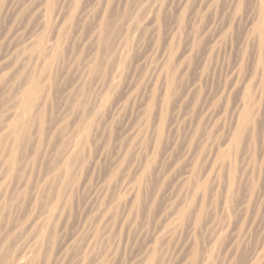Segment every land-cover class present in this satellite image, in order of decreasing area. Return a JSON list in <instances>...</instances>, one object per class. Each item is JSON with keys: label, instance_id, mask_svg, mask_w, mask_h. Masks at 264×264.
<instances>
[{"label": "rangeland", "instance_id": "obj_1", "mask_svg": "<svg viewBox=\"0 0 264 264\" xmlns=\"http://www.w3.org/2000/svg\"><path fill=\"white\" fill-rule=\"evenodd\" d=\"M260 11L264 18V0H0V263L140 264L157 237L158 264H189L194 249L202 257L215 241L217 264H228L236 237L251 252L264 237ZM41 38L57 48L34 52ZM253 74L258 135L250 144L244 136L232 160L242 185L231 212L223 205L229 164L216 167V151L230 147ZM16 123L27 127L20 144L9 129ZM78 134L81 159L67 174L64 150ZM56 174L66 178L58 204L49 191ZM190 199L204 205L197 227L193 211L184 223L170 216ZM163 226L172 233L156 234Z\"/></svg>", "mask_w": 264, "mask_h": 264}, {"label": "bare ground", "instance_id": "obj_2", "mask_svg": "<svg viewBox=\"0 0 264 264\" xmlns=\"http://www.w3.org/2000/svg\"><path fill=\"white\" fill-rule=\"evenodd\" d=\"M259 16H257V18H256V22H255V25H254V32L253 33H255V35H256V41H257V56H258V63L260 64L262 61H263V59H262V56H263V53H264V18H263V15H262V12L260 11L259 12ZM101 29H102V31L103 32H106L107 31V27L103 24L102 26H101ZM39 45L38 46H35L34 48H33V51L34 52H36L37 51V49L38 48H40L43 52H50L51 50H53V48L55 47V48H57V44H51V42L50 41H47V42H45L44 41V38H41L40 40H39ZM57 57V55H51L48 59L46 58L45 60H44V66H45V69H46V71H49V70H51V67H52V65H53V63L55 62V58ZM256 61V60H255ZM263 64V63H262ZM261 64V65H262ZM96 66V65H95ZM257 70H259L258 68H257ZM90 71H91V69H90ZM117 73V72H116ZM45 74H47V73H45ZM257 74V73H256ZM256 74H253V75H251L252 76V81H250L245 87H244V90H243V94H242V97H241V109H242V112L239 114V116L237 117V122H236V125H235V128H234V130H233V132H232V135H231V138H230V140H229V143H230V147H229V149L228 150H221V151H219V149H217V151H216V160H215V165L217 164V165H219V167L222 169L225 165H226V163H228L229 164V167H228V175H227V182H226V185H224V186H226L225 188L226 189H224L225 191H224V193H225V195H224V197H223V205H224V207L225 208H227V210H232L231 212H233L234 211V209L236 208L237 210H240V209H238V204H237V202H235V201H237V199L238 198H236L235 196V193L237 192V190H238V180H237V168H236V164H235V161L237 160L236 159V156H237V154H238V151H239V148H240V145H241V142H242V140L244 139L243 137L244 136H247V139L250 141L249 142V144L250 143H252V142H254V140H256V136L258 135H255V133H256V129H255V124H254V117H255V111L257 110V108L255 107V104H254V99H253V97H252V95H251V93H252V84H254V82H255V80L253 81V79H255L254 77H255V75ZM260 75V74H259ZM250 76V77H251ZM260 77V76H259ZM258 77V78H259ZM247 81V80H246ZM37 83V80H35V79H31L30 80V83H29V85H28V87H27V89H26V93L28 92V93H30L31 91H32V89L34 88V86H35V84ZM262 83V82H261ZM169 84H170V86H172V84H173V81L171 82V81H169ZM169 86V85H168ZM168 91H167V93L165 94V101L167 100H169L170 98H169V94L171 93V88L169 89V87H168V89H167ZM152 105V104H151ZM151 108H152V106H151ZM151 108L149 107V109H148V114H150L151 113ZM88 110V109H87ZM87 113V112H86ZM96 114V113H95ZM87 115V114H86ZM162 116V115H161ZM258 117V116H257ZM153 118V117H152ZM163 120V119H162ZM160 121V120H159ZM256 121H257V119H256ZM151 122H153V121H151ZM89 126H90V122H89V119H88V117H87V119L85 120V122L83 123V128H84V130H87L88 128H89ZM155 126V125H154ZM161 126H159V128H158V130L160 131L159 132V135H161V128H160ZM9 129L10 130H12V133L13 134H16L17 135V137H16V141H17V143L18 144H20V142H21V140H22V138H23V135L25 134V131H27V127H25L24 125H22V124H14L13 126H10L9 127ZM78 129V128H77ZM77 132L80 134V136L83 138V133H80L81 132V130L80 129H78L77 130ZM145 132V131H144ZM79 134L78 135H76L77 136V139H75L74 140V142L72 143V145H70L69 147V149H65L64 150V152H65V154H64V156H65V163H64V171L68 174V173H70L71 172V170H72V168H73V166L75 167L78 163H79V160L81 159V149L79 148V145H78V141L80 140V138H79ZM198 134V133H197ZM229 135V134H228ZM148 137H149V135H148ZM194 137H196V136H194ZM182 138V137H181ZM148 139V138H147ZM155 139V138H154ZM154 141V140H153ZM153 141L152 142H150V143H153ZM195 142H196V140H194ZM245 141V140H244ZM257 142V141H256ZM257 144V143H256ZM220 145V144H219ZM222 145V144H221ZM243 145H245V144H243ZM251 145H253V144H251ZM149 146V145H148ZM192 146V145H191ZM194 146V145H193ZM215 146V145H214ZM150 147V146H149ZM242 147V146H241ZM260 147V146H259ZM152 148V147H151ZM245 148V147H244ZM244 148H242V149H244ZM257 150V149H256ZM165 151V150H164ZM181 151V150H180ZM196 151V150H195ZM173 153V152H172ZM193 153V152H192ZM239 153H241L240 151H239ZM176 154V153H175ZM196 156V155H195ZM256 156H258V155H256ZM189 157V156H188ZM239 157V156H238ZM256 158V157H255ZM202 159V158H201ZM200 159V160H201ZM253 159V158H252ZM232 160H235L234 162L232 161ZM248 160V159H247ZM202 161V160H201ZM228 161V162H227ZM257 161H258V159H257ZM247 162V161H246ZM251 162H252V160H251ZM186 163V162H185ZM191 163V162H190ZM245 163V162H244ZM69 164H72V165H69ZM250 164H252V163H250ZM201 165V164H200ZM216 165V167H218ZM239 165H237V167H238ZM199 167V166H198ZM250 167V166H249ZM212 170V169H211ZM216 169H214V171H215ZM255 170H256V168H255ZM190 171V170H189ZM205 171V170H204ZM203 171V172H204ZM257 171H258V169H257ZM247 172V171H246ZM245 172V174H247ZM249 172V171H248ZM195 173H197V166L196 165H194L193 166V168L191 169V171L189 172V173H187V174H190V176L188 177L189 178V180H188V183L190 184V180H193V179H191V178H193V177H195ZM205 173V172H204ZM239 174V173H238ZM245 174H244V176H245ZM263 174V173H262ZM202 175V174H201ZM213 175H214V173H213ZM239 176V175H238ZM241 176V175H240ZM244 176H243V181H244ZM256 177V176H255ZM212 179V178H211ZM252 179V178H251ZM250 179V180H251ZM255 179V178H254ZM202 180V179H201ZM256 180V179H255ZM51 183H50V187H49V191H50V193H52V195L54 196V198H55V200H56V204H58L63 198H64V196H65V194H66V188H65V184H66V178H64V179H61V178H59L58 177V174H56L55 176H54V178H52L51 180ZM196 181V180H195ZM195 181H194V183H195ZM212 181V180H211ZM246 181V180H245ZM210 183V182H209ZM215 183H217V181L215 182ZM249 183V182H248ZM247 183V184H248ZM240 184V186L242 185L241 183H239ZM216 185V184H215ZM214 185V186H215ZM214 186H212L213 188H214ZM217 186V185H216ZM245 186H247V185H245ZM188 187V186H187ZM193 187H194V189H195V187H196V192L198 193V191L199 190H203V192H204V194L206 193V188H207V185H206V181H203L202 183L201 182H199V181H197L196 182V184H195V186L193 185ZM221 187V186H220ZM252 187V186H251ZM191 188V187H190ZM253 189V188H252ZM255 189V188H254ZM246 190V189H245ZM256 190V189H255ZM240 191V190H239ZM184 192H186V190L184 191ZM191 192V191H190ZM209 192H210V190H209ZM220 192V191H219ZM221 192H222V189H221ZM244 192V191H243ZM201 193V192H200ZM223 193V192H222ZM190 194V193H189ZM210 194H211V192H210ZM219 194V193H218ZM222 195V194H221ZM235 195V196H234ZM244 195V194H243ZM247 195V194H246ZM155 197H156V195H154ZM184 196V195H183ZM218 196H220V195H218ZM217 196V197H218ZM245 196V195H244ZM207 197V196H206ZM213 197V196H212ZM258 197H260V196H258ZM174 198V197H173ZM211 198V197H210ZM221 199H222V196L220 197ZM247 198V197H246ZM133 201H132V203L131 204H133V205H138L139 204V200H140V198H139V195H138V193L136 194L135 193V195H134V197H133ZM207 199V198H206ZM259 199V198H258ZM180 200H182V199H180ZM220 200V199H219ZM205 201V203H206V200H204ZM209 201V200H208ZM214 201V200H213ZM243 201H245V200H243ZM247 201V200H246ZM256 201V200H255ZM159 202V201H158ZM194 201H193V199H190L189 200V202H185V205H183V206H181L180 208L178 207L177 208V206H176V209H173V211L171 212V214H170V216L172 217H174L175 219H174V222H176V223H184L186 220H187V218L188 217H190V214L192 213V211H193V213H194V221H195V226L197 227V226H199L200 225V223H201V219H202V211H203V207H204V205L203 204H201V205H198V207L196 208V209H194L193 207H194V203H193ZM199 202V201H198ZM253 202V201H252ZM149 203V202H148ZM55 204V205H56ZM251 204V203H250ZM253 204V203H252ZM53 206L52 207V209H57V207L56 206ZM102 205V204H101ZM222 205V206H223ZM245 205V204H244ZM256 205V204H255ZM123 206V205H122ZM179 206V205H178ZM214 206V205H213ZM240 206V205H239ZM247 206V205H246ZM144 207H146V205L144 206ZM174 207V206H173ZM206 207H208V206H206ZM221 207V206H220ZM242 208V207H241ZM244 208V207H243ZM256 208V207H255ZM147 209V208H146ZM171 209V208H170ZM205 209V208H204ZM219 209V208H218ZM218 209H217V211H218ZM160 210V209H159ZM162 210V209H161ZM175 210V211H174ZM206 210V209H205ZM225 210V209H224ZM223 210V211H224ZM98 211H100V210H98ZM133 211H135V209L133 210ZM243 211V210H242ZM111 212H113V211H111ZM152 212V211H151ZM163 212V211H162ZM238 212V211H237ZM127 213V212H126ZM161 213V212H160ZM214 213V212H213ZM239 213V212H238ZM241 213H243V212H241ZM167 214V213H166ZM165 214V215H166ZM219 214V213H218ZM217 214V215H218ZM226 214V213H225ZM264 214V213H263ZM114 215V214H113ZM131 215V214H130ZM164 215V214H163ZM168 215V214H167ZM211 215V214H210ZM209 215V216H210ZM141 216V215H140ZM139 216V217H140ZM209 216H208V218H209ZM237 216V215H236ZM130 217V216H129ZM143 217V216H142ZM165 217V216H164ZM225 217V216H224ZM223 216H222V218H224ZM249 217V216H248ZM253 217V216H252ZM134 218V217H133ZM212 218V217H211ZM221 218V219H222ZM247 218V217H246ZM263 218V217H262ZM261 218V219H262ZM130 219V218H129ZM162 219V218H161ZM165 219V218H164ZM170 219V218H169ZM210 219V218H209ZM208 219V220H209ZM234 219V218H233ZM242 219V218H241ZM252 219V218H251ZM257 219V218H256ZM131 220V219H130ZM134 220V219H133ZM168 220V219H167ZM208 220H206V221H208ZM247 220H248V218H247ZM259 220H260V218H259ZM132 221V220H131ZM149 221H150V219H149ZM164 221V220H163ZM233 221V220H232ZM240 221V220H239ZM249 221V220H248ZM140 222V221H139ZM166 222H168V221H166ZM202 222H203V220H202ZM210 222V221H209ZM218 222V221H217ZM216 222V223H217ZM225 222H227V221H225ZM152 223H153V220H152ZM193 223V222H192ZM231 223V222H230ZM247 223V222H246ZM94 224V223H93ZM162 224V223H161ZM187 224V223H186ZM239 224H241V223H239ZM142 225V224H141ZM143 225H144V222H143ZM150 225V224H149ZM190 225H191V221H190ZM189 225V226H190ZM87 226V225H86ZM127 226V225H126ZM150 226H153V225H150ZM230 226V225H229ZM245 226V225H244ZM251 226V225H250ZM249 226V227H250ZM253 226V225H252ZM125 227V226H124ZM140 227V226H139ZM143 227V226H142ZM158 227H159V224H158ZM181 228V227H180ZM179 228V229H180ZM184 228H186V227H184ZM188 228V227H187ZM186 228V229H187ZM190 228V227H189ZM199 228V227H198ZM205 228V227H204ZM248 228V227H247ZM145 229H146V227H145ZM213 229V228H212ZM211 229V230H212ZM90 230V229H89ZM137 230V229H136ZM161 230V231H160ZM160 230H158L157 231V233L156 234H158V233H160V234H163V236H165V235H170L171 233H172V231H171V228H167L166 226L164 227H162V229L160 228ZM197 230V229H196ZM202 230V229H201ZM211 230H210V232H211ZM223 230V229H222ZM244 230V229H243ZM132 231V230H131ZM187 231V230H186ZM195 231V230H194ZM199 231V230H198ZM235 231V230H234ZM178 232H180V231H177V233ZM92 233V232H91ZM131 233V232H130ZM135 233V232H134ZM144 233H146V230L144 231ZM143 233V234H144ZM155 233V232H154ZM191 233V232H190ZM208 233L209 232H207V237H208ZM214 233H215V231H214ZM213 233V234H214ZM227 232H225V234H226ZM243 233V232H242ZM245 233V232H244ZM252 233V232H251ZM260 233V232H259ZM149 234V233H148ZM185 234V233H184ZM186 234H187V232H186ZM238 234V233H237ZM99 235V233H98V231H96V233H95V237H97ZM138 235V234H137ZM144 235H146V234H144ZM193 235V234H192ZM205 235H206V233H205ZM212 235V234H211ZM217 235V234H216ZM216 235H214V236H216ZM257 235H258V233H257ZM260 235V234H259ZM263 235V234H262ZM141 236V235H140ZM150 236V235H149ZM179 236V235H178ZM198 236V235H197ZM226 236V235H225ZM134 237V236H133ZM167 237V236H166ZM165 237V238H166ZM171 237V236H170ZM177 237V236H176ZM188 237V236H187ZM190 237V236H189ZM243 237V236H242ZM242 237H241V239H242ZM250 237V236H249ZM136 238V237H135ZM149 238V237H148ZM159 237H157V238H155L154 240V245H150V246H148L147 247V249H146V251H145V253H144V256H143V258L140 260V264H158L157 263V261L159 262V257H158V255H157V249H158V247H159V244H160V240L158 239ZM169 238V237H168ZM179 238V237H178ZM210 238H211V236H210ZM224 238V237H223ZM235 238V237H234ZM256 238V237H255ZM260 238V237H259ZM107 239V238H106ZM174 239H175V237H174ZM182 239V238H181ZM180 239V240H181ZM232 239V238H231ZM247 239H249V238H247ZM87 240V239H86ZM138 240H140V239H138ZM144 240V239H143ZM147 240V239H146ZM149 240V239H148ZM191 240V239H190ZM40 241H43V237H40ZM205 241H207V239L205 240ZM221 241V240H220ZM252 241H255V240H252ZM257 242V245L255 244V247L252 249L251 247H250V249H252V251L251 252H249L248 254L246 253H243V251H242V248H241V245H243L242 244V241L240 240V239H238L237 237H236V241L234 242V241H232L231 243H232V245H231V249H230V253L229 254H227V255H229L225 260L228 262V264H262V261L264 260V237L263 238H261V239H258V240H256ZM194 242V241H193ZM192 242V243H193ZM200 242H202V241H200ZM210 242V241H209ZM218 242L219 241H215V243H212V242H210V243H212V244H210L209 246V248H207V250L204 252V251H202V257H199L198 255V250L197 249H194L193 251H194V253H193V255H192V257L190 258L191 259V262L189 263V261H188V263L189 264H217V258H216V256H217V244H218ZM38 244H39V242H37ZM137 243H139L138 241H137ZM179 243V242H178ZM187 243V242H186ZM191 243V244H192ZM199 243V242H198ZM249 243H250V241H249ZM248 243V244H249ZM141 244H142V242H141ZM148 244H149V242H148ZM147 244V245H148ZM173 244H174V242H173ZM201 244V243H200ZM207 244V243H206ZM245 244V243H244ZM146 245V246H147ZM164 245V244H163ZM250 245V244H249ZM253 245H254V243H253ZM143 246L144 245H142V248H143ZM199 247L201 246V245H198ZM224 246V245H223ZM222 246V247H223ZM244 246V245H243ZM251 246V245H250ZM83 247V246H82ZM136 247V246H135ZM162 247V246H161ZM203 247V246H202ZM229 247V246H228ZM227 247V248H228ZM247 247H249V246H247ZM247 247H246V251H247ZM140 248V247H139ZM184 248V247H183ZM198 248V247H197ZM114 249V248H113ZM144 249V248H143ZM166 249V248H165ZM171 249V248H170ZM189 249H190V247H189ZM205 249V248H204ZM224 249H226V248H224ZM222 250V249H221ZM244 250V249H243ZM140 251H141V249H140ZM200 251H201V249H200ZM200 251H199V253H200ZM224 251V250H223ZM250 251V250H249ZM166 252V251H165ZM192 251H190V253H191ZM82 253V252H81ZM139 253H142V252H139ZM163 253H164V251H163ZM220 253H222V251L220 252ZM224 253V252H223ZM167 254H169V253H167ZM94 255V254H93ZM162 255V254H161ZM186 255H187V253H186ZM160 256V255H159ZM166 256H168V255H166ZM188 256V255H187ZM84 257V256H83ZM108 257V256H107ZM106 257V258H107ZM168 257H170V256H168ZM10 257H6V258H4L3 259V261L4 260H7V259H9ZM82 258V257H81ZM94 259V258H93ZM167 258H164V261L166 260ZM82 260V259H81ZM161 260V259H160ZM172 260V259H171ZM219 260H220V258H219ZM218 260V261H219ZM1 262L0 264H4V262ZM90 261H92V260H90ZM168 261V260H167ZM80 263V262H79ZM138 263V262H137ZM160 263V262H159ZM219 263V262H218ZM222 263V262H221ZM264 263V262H263ZM8 264H23V263H21L20 261H19V259L18 260H14V259H12L11 258V260L9 261V263ZM25 264H27V263H25ZM126 264V263H125ZM164 264V263H163ZM166 264V263H165Z\"/></svg>", "mask_w": 264, "mask_h": 264}]
</instances>
